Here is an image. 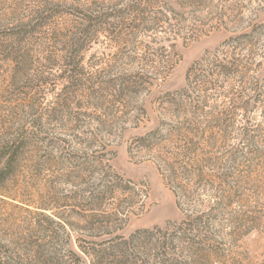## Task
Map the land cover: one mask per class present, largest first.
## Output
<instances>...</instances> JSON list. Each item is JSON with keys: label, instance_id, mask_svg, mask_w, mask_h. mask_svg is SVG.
<instances>
[{"label": "rangeland", "instance_id": "1", "mask_svg": "<svg viewBox=\"0 0 264 264\" xmlns=\"http://www.w3.org/2000/svg\"><path fill=\"white\" fill-rule=\"evenodd\" d=\"M227 148L243 152L225 187L238 222L214 264H264V0H0V152L15 156L0 264H45L47 230L66 264L40 207L66 211L85 176L128 185L117 204L136 214L114 233L173 227L168 161Z\"/></svg>", "mask_w": 264, "mask_h": 264}, {"label": "trees", "instance_id": "2", "mask_svg": "<svg viewBox=\"0 0 264 264\" xmlns=\"http://www.w3.org/2000/svg\"><path fill=\"white\" fill-rule=\"evenodd\" d=\"M241 154L227 148L204 156L174 155V161H168L166 172L170 179H166L183 213L180 221L172 222L173 227L138 229L128 237L114 233L136 212L117 204L120 190L126 192L128 185L117 173L107 171L99 177L85 176L86 186L64 195L63 201L73 202L66 204V211L55 205L40 208L65 233L66 264H214L215 258L223 254L216 245L217 238H221L224 227L233 228L238 222V217L228 212L231 198L225 187L232 176V164L240 160ZM224 159L231 165H222ZM14 165V154L0 152V185L12 174ZM119 222L121 225H115ZM78 230L100 240L77 239L78 248H73L72 232ZM57 239L55 232L47 230L42 238L49 241L47 248L44 243L36 244L35 250L45 264H54L53 243Z\"/></svg>", "mask_w": 264, "mask_h": 264}]
</instances>
